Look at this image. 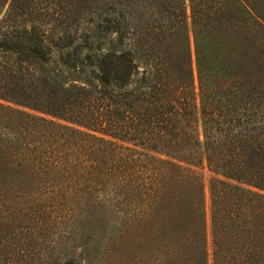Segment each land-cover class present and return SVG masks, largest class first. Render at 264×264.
Instances as JSON below:
<instances>
[{
  "label": "trees",
  "instance_id": "1",
  "mask_svg": "<svg viewBox=\"0 0 264 264\" xmlns=\"http://www.w3.org/2000/svg\"><path fill=\"white\" fill-rule=\"evenodd\" d=\"M210 256L264 264V0H0V264Z\"/></svg>",
  "mask_w": 264,
  "mask_h": 264
},
{
  "label": "rangeland",
  "instance_id": "2",
  "mask_svg": "<svg viewBox=\"0 0 264 264\" xmlns=\"http://www.w3.org/2000/svg\"><path fill=\"white\" fill-rule=\"evenodd\" d=\"M198 171L200 172V174L203 177V180H204V182H205V184L207 186V183H208L210 174H209V172H208V170L206 168V165L203 164V166L200 169H198ZM208 226H209V222H208ZM207 234H208V250H209V254H211L210 231L209 230H207ZM107 261L110 264V261L109 260H107ZM79 264H81V261H79ZM209 264H212V262H211V256L209 257Z\"/></svg>",
  "mask_w": 264,
  "mask_h": 264
}]
</instances>
